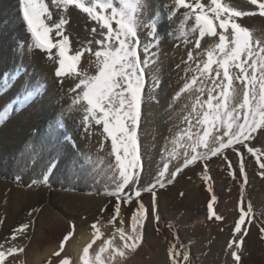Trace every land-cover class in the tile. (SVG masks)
<instances>
[{
    "label": "snow or ice",
    "instance_id": "6c2138e0",
    "mask_svg": "<svg viewBox=\"0 0 264 264\" xmlns=\"http://www.w3.org/2000/svg\"><path fill=\"white\" fill-rule=\"evenodd\" d=\"M248 2L256 5L259 15L264 16V0ZM18 5L22 23L30 36L29 52L39 50L55 60V77L59 83L63 84L65 77L77 81L69 89L74 94L69 111L76 108L83 113L78 127H83L84 134L91 135L94 125L101 129L99 135L105 141L110 140L111 155L115 158L110 166L115 190L109 193L115 198V205L108 221L114 231L112 236L103 239L101 221L93 222L91 241L83 248L81 264H124L125 258L142 244L148 219L159 224L157 188L172 184L186 168L198 164L203 165V180L207 182L210 179L207 162L213 157H223L227 161L229 174L235 177V168L226 155L229 149L239 158V176L243 182L240 184L239 214L234 221L233 239L229 241L228 248L235 264H241L243 243L254 223L251 204L248 203L246 208L244 206L247 175L241 148L256 158L261 169L259 174L264 177L261 149L249 144L258 132H264V40L254 38L252 31L238 22L239 18L256 13L238 10L222 0H208V3L202 0H171L167 15L153 10L150 0H51V8L47 0H18ZM70 7L86 14L87 19L93 22L92 39L75 49L65 32ZM52 8L61 10L58 21L53 18ZM180 9H184L182 17L177 27L170 29L168 34L182 40L186 46L192 45L187 49V59L182 63L189 65L185 68L186 73L191 71L194 74L190 79L186 78L183 87L175 93L174 100L185 93L194 99L191 112L184 117L187 128L172 141L174 146L165 157L163 167L157 171L152 183L145 186L140 183L144 163L139 147L145 73L156 62L158 32L177 17ZM143 32L148 38L144 44L141 42ZM206 37L218 39L202 49V41ZM21 49L22 45L18 43L16 50ZM85 54L89 58L87 68L81 66ZM192 63H195L194 68L191 67ZM25 72L21 61L0 73L4 77L3 88H8L11 81H16ZM156 84L154 80V87ZM44 88L45 85L39 81L35 84L28 80L21 82L16 100L0 111V122L42 95ZM14 104L18 106L14 107ZM65 128L62 119L54 120L48 138L38 147L33 145L29 149L31 163L33 166L41 165L45 181L47 173H55L60 163L59 153L71 139L60 131ZM72 146L75 147L74 141ZM180 149L185 150L183 163L173 171L170 162L179 159ZM78 163L85 169L91 167L88 159H78ZM208 191L212 192L211 186ZM145 192L151 194L150 208L142 200V193ZM216 199L213 194L207 202V218L222 221L224 218L214 211ZM133 203L136 206L131 211L129 228H126L121 208L122 205L131 207ZM118 218L119 227L116 226ZM28 229L29 224H21L13 230L11 239L23 236ZM259 231L264 237V226ZM117 234L121 242L119 245L115 242ZM72 236L73 232L69 231L61 240L59 251L53 254L59 264H73L67 256L61 258L65 242ZM98 240H102V243L94 256L90 257L89 249ZM23 251L24 248L17 244L6 249L0 244V264H7V258H14L15 254ZM168 254L172 264H178L176 258L181 254L184 264H189L190 253L183 250L182 245L178 250L171 243Z\"/></svg>",
    "mask_w": 264,
    "mask_h": 264
},
{
    "label": "bare ground",
    "instance_id": "6f19581e",
    "mask_svg": "<svg viewBox=\"0 0 264 264\" xmlns=\"http://www.w3.org/2000/svg\"><path fill=\"white\" fill-rule=\"evenodd\" d=\"M47 2L51 8V0H47ZM202 2L206 3L203 0ZM222 2L230 3L241 11L256 13L255 15L239 18L238 22L248 27L254 38L264 40V16L259 15V9L256 5L250 4L248 0H222ZM150 3L153 10H159L165 15L170 11L171 0H150ZM51 10L53 11L54 20L58 21L61 10L54 8ZM183 11L184 9H180L177 17L170 24H165L158 32L159 47L155 51L159 56L155 57L156 62L148 67L145 76L147 86L155 80L159 87L157 90L147 89L139 127V146L142 144L145 146L146 143L150 145V139L161 133H164L161 139L172 140L176 130L179 133L182 126L184 128L188 126L184 120L185 115L190 113L189 109L192 104V98L188 96L182 97L175 107L161 116L162 109H165L163 105L167 104L170 99L168 96L171 91L170 85L173 86L177 80H180L179 83L181 84L184 78L190 79L193 73L191 71L186 73L185 68L189 65L182 63L187 59V49L192 45L186 46L182 40L175 39L174 36L168 34L170 29L174 30L177 27ZM67 19L69 23L66 25V34L72 37L73 43L78 48L83 47L88 40L92 39L91 28L93 22L87 19L86 14L79 12L74 7L69 8ZM176 35L178 36V32ZM217 39L206 37L202 41V49L214 44ZM141 42L142 44L148 42L146 32L142 33ZM18 43L22 45L20 51L16 50ZM29 43L30 36L22 23L18 0H0V73L12 68L14 64H20L21 61L26 69V72L18 77L16 81H11L6 89L3 88L4 77L0 75V89H3L0 90V111L4 110L6 104L13 103L16 100L21 82L28 80L35 84L39 81L45 85L42 95L21 107L18 112L10 114L5 121L0 122V244L4 246V249L13 244L24 248V251L15 254L14 258H7V264H59L58 259L53 254L59 251V245L63 239L56 237L58 235L56 233L68 220L74 222L75 227L72 230L73 236L65 242V249L61 258L67 256L73 264H81L80 256L83 254V248L91 241L92 224L88 223L83 217H75L72 213L87 214L102 205L100 201L103 198L92 192L88 178L92 179L94 177L92 169L96 163H99L97 158L100 154L96 151L102 150L104 147L107 149L110 140L105 141L99 135L101 129L95 125L93 126L95 132L93 131L91 135L82 133V138L78 136L77 132V135L71 132L70 124L75 130L76 124L74 125L69 120L71 116L75 117L77 109L73 108L69 111L71 101L74 98L69 89L73 88L77 81L72 79L70 82L68 79H64L65 83H59L55 77V67L57 66L55 60L50 59L46 53L39 50L29 52ZM54 54L55 50L53 49ZM88 59L87 54L82 57V67H88ZM160 59H163V64L160 63ZM194 64H191L192 68ZM177 65H180V67L178 68ZM90 71L94 72L95 69H90ZM73 82L75 83L73 84ZM152 92H154L155 97H158L156 103L150 99ZM13 106L18 105L14 104ZM61 113L65 117H61ZM61 119L64 123H67V129L69 130L67 131L71 132L73 137L69 140L67 146L61 149L58 156L60 163L55 173L52 174L51 178L47 173V180L50 179L52 185L45 186L41 183V181L45 182V178L41 174V165L33 166L29 149L33 145L38 147L42 141L46 140L53 121H60ZM62 130L60 129L61 132ZM81 140L87 141L86 146L83 145L84 141ZM72 141L75 142V147L72 146ZM78 147L81 152L76 154L73 165L69 166L72 164L70 157ZM106 149H104V154ZM150 153L144 150L145 170L143 178L146 177V167H150L152 157V153ZM101 155L103 156V154ZM79 157L90 161V169H85L82 164L78 163ZM181 161L179 160V164ZM103 170L104 168L100 167L97 170V175L101 176L103 180L101 182H107L108 179L110 183L113 172ZM7 179H11V181L21 180L23 186L15 183L11 184V181L9 182ZM33 183L35 186H31ZM59 185H62L65 189L70 187L69 190L73 189V191L68 193L66 190H58ZM259 186L257 191L262 201L252 202L254 223L243 243L242 252L240 253L241 264H264V237L259 231L260 227L264 226V183ZM216 191L217 199L214 208H217L216 213L224 218L222 221L207 218L206 204L212 196L208 190H204L203 187L194 189L192 193L194 202H192L189 210L190 216L198 213L196 219L198 222L189 223V219L186 221L188 225L186 223L182 225V230L191 228V233L197 242L190 250L189 264H235L231 256V250H227L228 247L226 246L233 239L232 228L235 219L238 218L240 204L238 200L240 199L234 198L232 201L231 196L226 191ZM228 198L229 202H226ZM21 224H29L27 233L12 240L13 230ZM102 224H104V220H101V231L104 233L103 239H107L112 236L114 228L113 225L103 227ZM157 229L158 225L151 220L146 223L142 244L135 252L130 253L125 258L124 264H172L168 254L169 247H166L162 242L163 237L160 236L161 233ZM200 233L203 235L198 238ZM115 242L117 245L120 244L118 234ZM101 243L102 240H98L89 249L90 257L94 256ZM200 249L201 253L198 254L196 250ZM104 256L107 258V253ZM176 259L178 264H184L180 258Z\"/></svg>",
    "mask_w": 264,
    "mask_h": 264
},
{
    "label": "rangeland",
    "instance_id": "374dc122",
    "mask_svg": "<svg viewBox=\"0 0 264 264\" xmlns=\"http://www.w3.org/2000/svg\"><path fill=\"white\" fill-rule=\"evenodd\" d=\"M203 1L208 3V0H203ZM70 41H71V45H72L73 49L78 48V46L75 43H73L74 41H73L71 36H70ZM158 56H159V54H158ZM141 58L143 59V54L141 55ZM160 63L163 64V59H160ZM151 65H153V64H151ZM194 67H195V64H194ZM174 68H176V67H174ZM193 74L194 73H192V75ZM65 79L66 80L68 79V81H70V82L72 80V78H70V77H65ZM179 81L178 80L175 81L173 86L170 85L171 91L168 93V96L170 99H169V101H167V104L163 105V107L165 109H162L161 116L165 115L169 110H171L173 107H175L178 104V101H180L182 99V97H186V96L189 97V94L185 93L178 100H174L175 93L178 92L181 87H183V84L186 82V78H184V80L181 84L179 83ZM74 83L75 82H73V84ZM158 87H159L158 84H156V86L154 87L153 82L150 83L149 86H147V83H146V87L144 90L145 99H146V94H147L148 88H150V90H157ZM150 97H154V99L153 98H150V99H152V101H154L155 103L158 101V97H155L154 92L151 93ZM204 98L206 99V94H205ZM193 99H194V97L191 99L192 102H193ZM144 102H145V100H144ZM143 105H144V103H143ZM143 105H142V107H143ZM189 112H191V107L189 109ZM82 117H83V113L79 110H76V115L74 118H73V116L70 117L69 121H72V123L74 125L76 124V126H75L76 130L73 129L72 125L68 121L70 124L69 127L71 129V132L74 134H76V132H77L79 137L83 136L82 135L83 127L82 126L78 127V125L80 124V121L82 120ZM193 123H195V115L194 114H193ZM66 124L67 123H65V125ZM65 129L62 130L63 134L72 139V137H73L72 133L68 132L69 130L67 129V125H66ZM183 129H185L184 126H182V128L179 129V130H181V131H179V133L176 130V134L174 135L172 140L171 139L170 140L161 139L164 135V133H161L157 137H153L150 139V145L151 146L147 143L145 146L143 144L141 146H139L140 151H141L142 156H143L144 170H145L144 150H145V152H149V153L151 152L152 157H153V158L151 157L150 167L149 168L146 167L147 171L145 173V175H146L145 178H143L144 171L142 173V178L140 181V183L142 185L146 186L147 184L152 183L153 178L155 177L157 171L163 167V162H164L165 157L167 156L168 152H170L173 148V144L171 142L178 135H180L182 133ZM91 131L95 132V130L93 128ZM194 131H195V129H194ZM169 138H171V137H169ZM166 139H168V138L166 137ZM81 141H84V144L83 143L82 144L84 146H86L87 141H85V140H81ZM169 141H170L171 145H170V143H168ZM108 144L109 145H108L107 149H106V147H104V149H106L105 154H104V149L96 151L97 153L100 154L97 158L99 163L98 164L96 163L94 165V168L92 169V173L94 174V177L92 179L88 178V182H89L90 187L92 188V192H94L95 195L97 194L98 196L103 198V200L100 201V202H102V205H100V207L92 210L91 212H89L87 214L82 213V215H81L80 213L79 214L72 213L73 215H75V217H79V218L83 217V219H85L88 223H91V224L97 220H99V221L104 220V224H102V225H104L103 227H106L108 225H112L108 221L111 218V215L113 213V208L115 205V198L113 196L109 195L110 192L115 190V184H114V182H112L113 179L112 178L110 179V183L108 182V179H107V182H101V181H103L101 179V176L97 175V170H99L100 167L104 168L103 171H107V170L112 171V169H110L111 168L110 166L114 164L115 158L113 155H111V142H109ZM168 144L172 147H170ZM249 144L251 147L261 149L262 156H263L262 159H264V132H258V134L254 137V139L249 142ZM157 145H158V147H157ZM143 146H144V148H142ZM168 146H169V148H168ZM163 147H164V149H163ZM165 150H168V151H165ZM184 151H185L184 149L183 150L180 149L179 150V159H172L171 160V162H170V169L171 170L174 171L175 167H178L180 164L183 163ZM188 151L190 152V148L188 149ZM241 151L244 153L245 172L247 175V184L245 186V194H244V198H243L244 206H246L248 203H250L251 206H253L252 202L257 203L259 201H262V198L260 197V194L258 193L257 190L260 187L259 185L264 183V177H262L259 174L261 169L259 167V164L256 162V158L253 157L251 154L247 153L246 149L241 148ZM80 152H81V150L78 147L72 153V157H70V162H72V164L69 166L73 165V159L76 158V154L80 153ZM153 152H155V153H153ZM101 154H103V156ZM226 155H227L228 159L232 161V164L235 168V171H236L235 177L233 175L229 174V169L227 167V161L223 157H213L207 162L208 175L210 177V179L207 182H205L202 179L203 178V165L198 164V165H194V166H191L189 168H186L180 175H178L176 177L175 181L172 184L166 185L162 189L157 188L156 191H157V201H158V213L160 216V221H159V224H157V225H158V231L161 233L160 236L163 237V238L161 237L162 242L166 245V247H169V245L171 243H174L177 246V249L179 250L180 246L182 245L183 250L188 251L191 255L190 250L192 249V247H194V245L197 244L196 238L192 235V233H191L192 231H191L190 227L188 230H182V225H184V223H186L187 220L190 219L189 223L198 222V220L196 221V219L198 218L197 217L198 213H194L193 216H190L191 213L189 211L191 206H192V202H194L193 201L194 199L192 198V193H193L194 189L196 190V189H201L204 187V190L206 189V191H207L208 187L211 186L212 192L210 193L208 191L211 195L214 194L216 196V194H215L216 190L217 191L218 190H224L229 194V196H231L232 201L234 198L241 199L240 198V184L243 182V178L239 176V158L230 149L227 150ZM77 157H78V155H77ZM79 158L81 159V157H79ZM58 159H59V157H58ZM179 160H182L180 164H179ZM160 164L162 167L160 166ZM174 164H176V165H174ZM52 174L53 173L49 172L48 175H50V178H51ZM112 177H113V173H112ZM7 180H9V182L11 181V179H7ZM194 180H196V181H194ZM10 183L11 184L15 183L19 186H23V182L21 180H13ZM41 183L45 186H51L52 185L50 183V179L46 180L45 182L41 181ZM195 185H197V186H195ZM31 186H35V184L34 183L31 184ZM31 186H28V187H31ZM48 188L51 189L52 187H48ZM69 188L65 189L62 185H59L57 187L58 190H66V192H68V193H69V191H73V189L69 190ZM229 198L226 200V202H229ZM142 200L145 203L146 207H149V208L151 207V194L150 193H147V192L142 193ZM238 201H240V200H238ZM135 206H136L135 203H133L131 205V207H129L127 205H122L121 216L125 220V227L126 228H129V220H130L131 211L135 208ZM101 209H105V211L102 212ZM206 210H207V204H206ZM214 210H215V212H217L216 211L217 208L216 209L214 208ZM88 214H90V215H88ZM150 220L152 221V219H148V221H150ZM73 223L74 222H70V221L66 220L64 225H62V228L59 230V232L56 233V234H58L56 237L63 239V237L65 235H67V233L69 231H72L74 229ZM116 226L117 227L120 226L119 225V218L116 221ZM201 235H203V234L200 233L198 238L201 237ZM226 247H228V245ZM227 250H229V248H227ZM196 252H198V254H200L201 249L196 250ZM177 258H180L182 260V263H184L182 254L179 255Z\"/></svg>",
    "mask_w": 264,
    "mask_h": 264
}]
</instances>
